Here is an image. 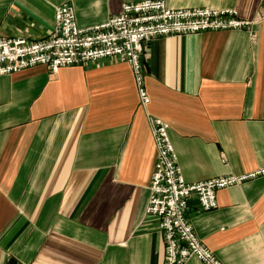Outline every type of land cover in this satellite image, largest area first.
Segmentation results:
<instances>
[{"label": "crops", "instance_id": "obj_1", "mask_svg": "<svg viewBox=\"0 0 264 264\" xmlns=\"http://www.w3.org/2000/svg\"><path fill=\"white\" fill-rule=\"evenodd\" d=\"M140 0H0V36L47 37L55 8L80 27ZM233 8L245 29L152 40L147 111L123 58L0 75V264H164L160 218L146 213L157 148L148 113L169 134L188 182L264 166V0H166ZM196 196L188 216L225 264H264V174ZM185 264H204L191 257Z\"/></svg>", "mask_w": 264, "mask_h": 264}, {"label": "built area", "instance_id": "obj_2", "mask_svg": "<svg viewBox=\"0 0 264 264\" xmlns=\"http://www.w3.org/2000/svg\"><path fill=\"white\" fill-rule=\"evenodd\" d=\"M254 19L233 8L211 6L174 8L166 0L125 2L105 23L80 27L72 3L55 8V23L47 37L0 36V75L44 64L53 72L63 66L89 65L104 59H125L132 68L140 105L147 111L151 96L146 86L147 45L154 39L209 30L245 29L252 33ZM157 148L146 213L160 218L164 264H185L197 257L204 264H225L198 237L188 216L189 200L196 196L203 210L218 205L217 190L264 174V166L237 175H218L188 182L169 134L170 124L148 113Z\"/></svg>", "mask_w": 264, "mask_h": 264}]
</instances>
